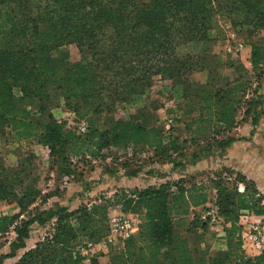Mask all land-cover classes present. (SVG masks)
Wrapping results in <instances>:
<instances>
[{
	"label": "trees",
	"instance_id": "1",
	"mask_svg": "<svg viewBox=\"0 0 264 264\" xmlns=\"http://www.w3.org/2000/svg\"><path fill=\"white\" fill-rule=\"evenodd\" d=\"M217 15L253 39L250 70L211 54L182 51L189 44L211 41ZM64 45H75L81 60H56L52 51ZM263 66L264 0H0V129L15 141L33 140L48 148L52 164L66 177L74 176L71 157L103 159L109 149L149 152L174 169L183 167L176 159L188 150L194 151L193 162L225 152L237 141L235 129L249 119L254 129L260 119ZM198 72L207 74L204 83L193 78ZM155 78L165 84L148 110L165 108L172 122L169 130L150 126L140 115L115 120L105 129L86 118L89 112H110L117 103L150 95ZM59 98L77 120H86L85 135L53 119L50 109ZM139 172L129 170L125 177ZM221 172L227 177L212 182V200L204 183L186 187L184 178L115 194L140 223L123 249H110L106 264H264V251L253 258L244 255L239 224L243 212L264 218V197L241 173L228 168ZM29 177L22 170H0V202L18 209L0 217V237L14 234L0 264L26 248L33 225L52 221V233L14 264H83L74 251L76 243H97L106 236L109 202L75 211L43 210L35 206L41 192L24 182ZM209 203L225 223L224 235L218 236L225 241L224 251L200 249L215 233L200 223L195 210ZM190 216L180 232L176 221ZM90 264L102 263L95 257Z\"/></svg>",
	"mask_w": 264,
	"mask_h": 264
},
{
	"label": "rangeland",
	"instance_id": "2",
	"mask_svg": "<svg viewBox=\"0 0 264 264\" xmlns=\"http://www.w3.org/2000/svg\"><path fill=\"white\" fill-rule=\"evenodd\" d=\"M214 23L215 25L213 29L209 32L211 41L189 44L182 49V51L194 54H211L216 56L220 62L231 61L242 64H245V62L249 63V44L253 39H251L245 32L233 29L229 20L224 16L217 15ZM225 45L228 46L227 50L230 49V51L227 52L224 49ZM51 55L56 60L63 63L78 62L82 58L75 45H64L59 47L52 51ZM232 55L233 59H231ZM247 69L250 70L249 64H247ZM250 78L251 80H254L252 75H250ZM194 79L200 81V75L195 74ZM163 84H165L163 81L159 78H155L153 79V87H151L149 92L150 95L144 94L142 96L134 97L130 102L117 103L110 112H106L105 110L100 114L89 112L86 115V118L91 119L94 124L100 125L105 129L109 128L111 123L115 120H127L131 115H140L147 120L150 126H157L158 128L167 131L169 130L167 127L169 124L165 108L154 113H151L148 110L150 100L156 98V92L160 90L158 88L163 86ZM260 92L264 95V76L261 81ZM54 102L55 106L50 109L53 119L58 122L64 121L66 122V126L70 127L79 116L76 115L73 110L65 108L60 98L55 99ZM34 103L36 102H33L32 105L30 104V106L35 107ZM164 103L166 104V107L171 106V103L168 101H165ZM260 112L264 115V103ZM235 138L237 141L244 139ZM193 152V150H188L182 158L176 159L184 162L183 167L180 169L185 173L182 175L177 174L181 176L178 179L177 175L171 173L176 171L171 164H168L163 160L151 158L149 152H143L140 150L133 152L128 148L106 150L104 152L105 158L103 159L91 160L84 159L83 157H71L70 160L74 176L66 177L60 173L59 166L52 164L53 159L48 148L41 146L33 140L25 142L15 141L11 134H8L6 130L0 129V170L5 169L7 173H12L14 171L20 172V170L29 172L30 177L26 178L24 182L29 186L33 185L36 190L41 192V197H38L35 206H38V208L43 210L64 207L68 211H75L81 206L91 208L94 204L103 205L106 200L109 202L106 204L107 215L105 226L107 229L108 221L111 217L116 216L119 213L128 214L124 211L119 199L114 198V195H118L122 190H133L123 187V185L133 186L131 185L132 178L125 177V172H128L129 170H140L135 177L136 179L133 180V184L135 185L134 189L158 186L159 182H163V180L175 183L179 179L184 178L182 180L186 187H189V185L194 183H204L208 187L210 199H214L215 191L212 188V182L218 180L217 176L226 178L227 175L221 171L226 168L231 169L223 166L225 154L224 152H214L196 160V162H193L191 159ZM202 160H207L202 163L203 169L194 171L191 174L188 173L190 172L189 167L196 166V164ZM123 165H126V167H123ZM234 172L237 171L234 170ZM124 179H127V181L124 182ZM47 195L49 197L45 200L44 196ZM17 212L18 209L16 205H8L4 202H0V217L13 215ZM240 216H242V214ZM191 217L192 216L176 221V228L180 232H184ZM53 227V221L44 226L33 225L29 239L26 241V248L23 251L25 252L29 249H33L36 243L41 242L45 236L52 233ZM182 235L185 236V234ZM13 239V233L0 237V255L9 252L8 244L13 241ZM86 243H89V241L79 239L74 251L78 252ZM102 245L106 250L108 249V251L112 249L111 245ZM206 247L210 249L212 253L227 249L225 241L222 238L215 236V234L213 236L208 235L205 242L200 244L201 250ZM23 251H18L17 256L14 259H7L4 263H16ZM95 257L97 258V254L92 255L89 260L86 261V264H90L91 259Z\"/></svg>",
	"mask_w": 264,
	"mask_h": 264
},
{
	"label": "built area",
	"instance_id": "3",
	"mask_svg": "<svg viewBox=\"0 0 264 264\" xmlns=\"http://www.w3.org/2000/svg\"><path fill=\"white\" fill-rule=\"evenodd\" d=\"M168 128L172 122L168 121ZM88 123L86 120H77L73 122L70 128L78 136H83L88 131ZM197 211V218L201 224H205L206 227L214 232L217 236L222 237L224 235L225 223L223 218L219 215L217 208L213 204H207L203 208H199ZM253 215H249L248 212H243L239 218V224L242 227L240 232L241 249L246 257H257L264 251V218L259 217V220L253 221L247 219ZM140 220L133 214L119 213L113 216L108 221V229L106 236L97 243H86L78 253L85 260L96 253V247L101 244H108L112 247L118 243H124L129 240L138 232Z\"/></svg>",
	"mask_w": 264,
	"mask_h": 264
},
{
	"label": "crops",
	"instance_id": "4",
	"mask_svg": "<svg viewBox=\"0 0 264 264\" xmlns=\"http://www.w3.org/2000/svg\"><path fill=\"white\" fill-rule=\"evenodd\" d=\"M227 47L228 46L225 45L224 49L228 52L230 51V49L227 50ZM231 59H233V55L231 56ZM247 64L249 63L245 62V64L243 65L247 68ZM195 74L200 75V81L195 79L196 81L200 83H204L206 81L207 74L205 72L194 73L193 78ZM252 130H253V133L251 134ZM233 134L237 138H244V139H241L240 141H236L232 143V145L224 152L225 160H224L223 166L229 167L237 171L238 173H241L247 179L253 181L256 186V189L264 197V115L261 114L260 119L257 125L254 127V129L249 119L245 123L240 125L237 129H235L233 131ZM204 161L206 162L207 160L199 161V163H197L196 166L189 167L190 172L188 173L191 174L194 171L203 169L202 163ZM171 173L173 175H177V174L182 175L185 172L182 169L178 168L176 169V171L171 172ZM179 175H177V179L181 177ZM135 179L136 178L131 179L132 180L131 185L133 186L123 185V187L134 189L135 185L133 184V180ZM123 181L126 182L127 179H124ZM166 182H167L166 180H163V182H159L158 185H160V183L162 184ZM247 219L257 221L259 220V217L250 216ZM123 246H124V243H118L116 244V246L112 248L120 251L121 249H123ZM95 251H96L95 254H97L98 260L101 263H106V261L108 260V254L110 250L109 251L108 249L106 250V248L101 244L96 247ZM21 253L23 254L24 251ZM84 263L86 264V261H84Z\"/></svg>",
	"mask_w": 264,
	"mask_h": 264
}]
</instances>
